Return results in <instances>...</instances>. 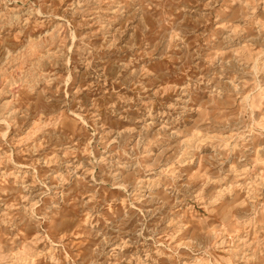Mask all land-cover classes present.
Instances as JSON below:
<instances>
[{"label": "rangeland", "instance_id": "rangeland-1", "mask_svg": "<svg viewBox=\"0 0 264 264\" xmlns=\"http://www.w3.org/2000/svg\"><path fill=\"white\" fill-rule=\"evenodd\" d=\"M0 264H264V0H0Z\"/></svg>", "mask_w": 264, "mask_h": 264}]
</instances>
